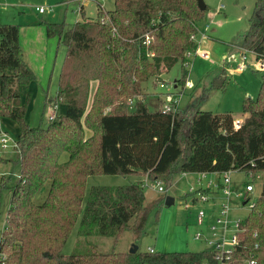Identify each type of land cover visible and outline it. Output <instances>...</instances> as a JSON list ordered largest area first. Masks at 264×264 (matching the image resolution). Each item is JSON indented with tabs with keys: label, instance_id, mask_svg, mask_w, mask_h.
<instances>
[{
	"label": "trees",
	"instance_id": "trees-1",
	"mask_svg": "<svg viewBox=\"0 0 264 264\" xmlns=\"http://www.w3.org/2000/svg\"><path fill=\"white\" fill-rule=\"evenodd\" d=\"M79 6L81 18L71 28L65 21H43L47 37L56 36L67 50L57 93L49 100L63 102L65 111L46 126L25 122L29 94L21 103L19 91L35 74L23 58L19 25L0 23V117L18 125L15 161L20 166L10 186L0 264H216L212 249L100 252L85 239L114 236L131 221L126 228L138 236L149 210L141 182L93 185L82 207L86 179L145 174L170 182L175 173L233 169L261 173L262 181L255 206L242 222L240 243L231 257L222 258L223 264H247L248 257L264 264V73L257 97L243 101L245 116L238 127L227 111L179 108L173 113L162 110L160 98L151 110L143 82L179 63L176 81L184 87L186 52L196 46L190 35L207 5L201 9L197 0H113L104 13L98 3L95 18L86 17ZM238 46L264 63V0H256ZM226 82L221 73L212 87L224 88ZM79 215L78 236L85 245L65 254L62 246Z\"/></svg>",
	"mask_w": 264,
	"mask_h": 264
},
{
	"label": "rangeland",
	"instance_id": "rangeland-1",
	"mask_svg": "<svg viewBox=\"0 0 264 264\" xmlns=\"http://www.w3.org/2000/svg\"><path fill=\"white\" fill-rule=\"evenodd\" d=\"M207 5L204 18L199 24L195 43L199 50L206 52L207 57L196 55L192 57L187 80L192 83L191 88L183 89L176 79L180 76V64L173 65L168 73L152 76L143 82V97L149 109L158 105V99L167 92L180 96V109L210 110L212 112H231L235 119L242 120V104L246 97L256 98L259 92L260 80L264 68L257 65L254 54L238 44L243 34L248 30L254 13L256 0H203ZM80 3L86 17L95 18L98 10V0H0V23H14L19 25V41L23 50V58L32 68L35 79L20 87L19 100L26 103L25 122L32 126H46L49 114L53 111L49 100L54 99L59 85L62 65L66 57V46L59 43L57 37H47L43 21H65L66 28L74 26L80 19ZM102 13L113 7V0L101 2ZM37 7H43L38 12ZM103 15V14H102ZM104 16V15H103ZM101 16V17H103ZM237 43V44H235ZM223 73L226 77L224 88L212 87V79ZM96 83L92 82L91 94ZM57 113L63 114L65 104L58 101ZM127 106V104H126ZM128 109V108H127ZM129 110V109H128ZM132 110V109H130ZM0 129L6 131L14 140L17 139L18 125L16 121L6 115L0 117ZM16 149L0 147V236L3 231L7 208L10 203V186H12L20 171L15 161ZM258 174V173H256ZM3 176L5 178H3ZM196 172L175 173L170 182L163 181L164 192L157 191L156 180L144 175L130 174H93L86 179L85 194L82 207L88 192L93 185L116 186L141 182L144 186V205L149 210L143 231L136 236L130 227H122L114 236L91 235L86 242L91 243L100 252L128 251L133 244L140 251L153 252H187L211 249V245L204 238L196 239V232H203L209 238V224L212 222L217 202H195L190 197L185 198V192L190 185L197 187ZM209 173L208 178L215 177ZM232 182L243 185L251 177L245 170L230 171ZM147 179V182H145ZM206 180H202V184ZM255 190L252 197L258 194L262 177H254ZM169 195L174 198L170 205L164 202ZM41 193L38 200L41 201ZM236 204L240 201L234 198ZM186 201V202H185ZM189 204V207L185 206ZM203 208L208 217L203 224L197 222V211ZM248 210L242 209L238 215L246 216ZM80 215L69 233L62 251L69 254L81 250L85 243L78 236ZM126 229V230H125ZM219 264V263H217Z\"/></svg>",
	"mask_w": 264,
	"mask_h": 264
},
{
	"label": "built area",
	"instance_id": "built-area-1",
	"mask_svg": "<svg viewBox=\"0 0 264 264\" xmlns=\"http://www.w3.org/2000/svg\"><path fill=\"white\" fill-rule=\"evenodd\" d=\"M102 1L103 0H98V3L101 5ZM36 9L38 12L44 11L43 7H37ZM198 29L196 32H193L190 35V38L194 42ZM148 39L149 38L147 37V42ZM196 55L207 57V53L199 50L197 44L194 49L187 51L186 56L188 60H186L183 65L188 70V73L192 57ZM257 65L260 68H264V63L257 62ZM191 87L192 83L186 78L183 89ZM181 94L182 92L177 95L173 92H167L162 98V110L172 111L173 113L176 112L179 109ZM129 102L131 103V100H129ZM50 105L53 108V111L49 114L48 118L49 120H53L57 116L58 104L50 103ZM241 122L242 120L235 119L234 126H240ZM10 146L16 149V140H14L6 131L0 129V147L8 148ZM230 171L231 170H226L223 172H196L197 187L190 185L184 195L185 198L190 197L193 203H205L210 200H219L217 202L216 208L213 209L214 216L212 222L208 226L210 237L207 238L201 231L196 232L194 235L196 239L204 238L208 241V243L211 245V249L216 253V260L219 264H223V257H231L233 251L240 243L241 234L244 230L242 222L255 206L256 197L255 199L252 197V192L255 190V186L252 179H254V177H262L261 173L254 174L252 171H246L251 178L245 181L243 185H237L236 183L232 182ZM186 173L187 172H182V175H185ZM209 173L216 175V178H208L207 176ZM202 180H206L204 184H202ZM145 182H147V179ZM162 183L163 181L156 179L157 191L159 192L165 191V188H163L161 185ZM234 198L240 200L238 204H236V200H233ZM185 206L189 207V204L185 203ZM242 209L248 210L246 216L244 217L238 215V212ZM207 217L208 213L203 208H199L197 211L198 224H203ZM255 246H257V243ZM149 251L152 252L153 249L149 248ZM245 262L247 264H256V260L253 257L246 258ZM202 264H208V262H203Z\"/></svg>",
	"mask_w": 264,
	"mask_h": 264
},
{
	"label": "water",
	"instance_id": "water-1",
	"mask_svg": "<svg viewBox=\"0 0 264 264\" xmlns=\"http://www.w3.org/2000/svg\"><path fill=\"white\" fill-rule=\"evenodd\" d=\"M197 3H198V6H199L201 9H204V7H205V3H204L203 0H197ZM173 201H174V198L171 197V196H169V195H167V196L165 197V199H164V202H165L166 205H170V204H172ZM137 248H138L137 245L133 244V245L131 246V248L129 249V252H130V253H134V252L137 250Z\"/></svg>",
	"mask_w": 264,
	"mask_h": 264
},
{
	"label": "crops",
	"instance_id": "crops-1",
	"mask_svg": "<svg viewBox=\"0 0 264 264\" xmlns=\"http://www.w3.org/2000/svg\"><path fill=\"white\" fill-rule=\"evenodd\" d=\"M21 42V44H22V41L20 40L19 41V43ZM21 46V45H20ZM21 49H22V47H21ZM23 51V50H22ZM160 99H162V98H160ZM244 116H245V114H244ZM244 118V117H243ZM84 130H85V134L86 135H89V133H90V131H89V129L88 128H86L85 126H84ZM67 158V153H63V159H66ZM140 175H144L146 178H147V175H145V174H140Z\"/></svg>",
	"mask_w": 264,
	"mask_h": 264
}]
</instances>
